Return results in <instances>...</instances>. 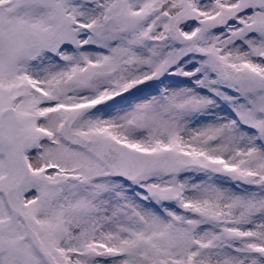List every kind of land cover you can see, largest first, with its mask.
I'll list each match as a JSON object with an SVG mask.
<instances>
[{"label": "snow or ice", "instance_id": "obj_1", "mask_svg": "<svg viewBox=\"0 0 264 264\" xmlns=\"http://www.w3.org/2000/svg\"><path fill=\"white\" fill-rule=\"evenodd\" d=\"M0 264H264V0H0Z\"/></svg>", "mask_w": 264, "mask_h": 264}]
</instances>
